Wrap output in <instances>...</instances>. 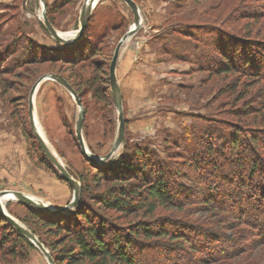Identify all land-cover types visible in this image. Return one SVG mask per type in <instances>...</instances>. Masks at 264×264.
Here are the masks:
<instances>
[{"label":"rangeland","instance_id":"1","mask_svg":"<svg viewBox=\"0 0 264 264\" xmlns=\"http://www.w3.org/2000/svg\"><path fill=\"white\" fill-rule=\"evenodd\" d=\"M84 1L45 0V15L57 31L75 32ZM133 1L141 25L122 43L115 70L126 118L124 141L148 149L162 166L166 161L183 170L186 177H176L175 181L188 189L184 192L187 199L195 200L191 209L199 207L189 217L216 221L215 211L209 216L197 200L206 164L195 150L205 153L212 147V163H219L223 153L241 158L247 165L240 171L247 177V158L255 155L254 150L262 153L264 149V125L246 122L253 115L242 113L248 111L244 108L251 99L253 105L263 104L260 95L264 82L251 84L252 95L236 101L237 94L228 90V84L237 78L243 89L250 79L244 78L243 83L239 75L226 79L215 75L214 57L208 56L215 52L211 43L221 39L222 30L264 41L262 34L250 33L254 29L264 32V0ZM256 13L257 19L253 18ZM41 21L40 0H0V192L17 190L57 207V202L66 204L71 199L72 188L40 151L28 117L31 88L47 74L66 79L84 108L81 134L87 149L96 155L106 154L116 137L117 110L112 100L104 103L95 93L110 92L108 65L115 45L133 24V14L122 0H95L84 34L70 48L57 43ZM94 77L97 82H93ZM33 107L35 123L57 159L76 180L89 182L90 196L104 193L106 185H93L96 168L82 154L75 137L79 108L71 93L45 78L35 89ZM251 136L257 142L252 143ZM233 140L238 141L235 148L231 146ZM206 159L207 163L211 161ZM198 163L199 169L195 167ZM3 204L12 217L32 228L23 204L15 199ZM157 213L177 215L161 207ZM104 214L111 219L116 216L111 210ZM250 259L254 263L246 261L249 264H263L264 249L253 252ZM0 264L48 262L35 247L16 258L4 249L0 251Z\"/></svg>","mask_w":264,"mask_h":264},{"label":"trees","instance_id":"2","mask_svg":"<svg viewBox=\"0 0 264 264\" xmlns=\"http://www.w3.org/2000/svg\"><path fill=\"white\" fill-rule=\"evenodd\" d=\"M253 18L259 15L254 14ZM254 30L250 33L262 34L264 38V32ZM222 33L218 42L211 43L215 52L208 57H214L215 75H224V79L239 75L243 83L244 78L250 79L243 89L237 78L228 84V90L237 94L236 101H244L252 95L249 93L251 84L256 85L259 80L264 82V41L248 35L237 37L225 30ZM71 45L63 46L70 48ZM93 82H97L96 77ZM262 88V105H253L252 99L244 103L248 111H243L242 115H253L246 122L264 125V85ZM101 93L95 95L104 103L112 100L109 91L101 90ZM124 121L126 124L125 117ZM249 138L252 143L257 142L255 136ZM236 143L238 141L233 140L231 146L235 148ZM262 151L254 150L255 155L247 158L250 166L246 177L240 171L247 165L241 158L234 159V155L223 153L219 163H212V147L205 153L195 150L199 159L204 160L202 164H206L204 185L197 200L209 216L215 211L213 214L219 218L216 221L190 218L199 207L191 209L195 200L187 199L184 192L188 189L179 187L175 181L185 176L183 170L166 161L162 166L148 149L125 141L115 158L111 156L100 164L86 158L96 168L91 178L93 185H106L101 195L90 196V184L82 178L78 179L77 204L62 213L17 202L27 208L32 224L29 229L50 251L55 264H206L219 261L249 264L246 261L253 262L252 253L264 249V149ZM205 157L211 161L207 163ZM48 163L55 168L50 161ZM195 167L200 168V164ZM58 176L61 178L60 173ZM160 207L177 215L156 214ZM108 210L116 214L114 219L106 217L104 211ZM33 248L35 246L0 213V251L5 249L16 258Z\"/></svg>","mask_w":264,"mask_h":264},{"label":"water","instance_id":"3","mask_svg":"<svg viewBox=\"0 0 264 264\" xmlns=\"http://www.w3.org/2000/svg\"><path fill=\"white\" fill-rule=\"evenodd\" d=\"M124 1L130 10L132 11L133 14V24L132 26L122 35V37L119 39L117 44L115 45L112 57L110 59L109 65H108V81H109V87H110V94L112 98V102L117 110V119H118V125H117V133L116 137L112 143V146L110 150L104 154V155H96L92 152H90L83 140L82 134H81V128H82V123L84 119V108L81 104L80 98L78 97L77 93L75 90L72 88V86L67 82L66 79L61 77L58 74H47L43 77H40L38 81L32 86L30 94H29V99H28V117H29V122L31 129L35 135V138L37 140V143L42 150V152L45 154L47 159L51 162V164L59 171L61 178H63L72 188V197L71 199L64 205L55 207L46 204L44 201L31 197L28 194H25L23 192L17 191V190H4L0 192V213L1 215L6 218L9 223H11L18 231H20L36 248H38L43 255L45 256L48 264H55L54 260L50 254V251L43 245V243L37 238V236L27 227H25L23 224H21L19 221H17L14 217H12L4 208V204L1 201V198L5 194H9L12 199H15L21 203L24 204H30L33 205L41 210H45L51 213H62L68 209L73 208L78 201L79 197V186L80 183L78 180H76L70 173L69 171L64 167V165L57 159L55 154L49 149L47 144L45 143L44 139L39 135L34 117H33V95L35 92V89L37 85L39 84L40 81H42L45 78H49L52 80H55L62 86H64L72 95L74 98L78 108L79 112L77 115L76 119V124H75V137L78 142V145L80 147V150L82 154L90 161H93L97 164L102 163L106 159L110 158L113 156V154L117 151V149L121 146V144L124 141V131H125V121H124V115H123V109H122V99H121V93H120V88L117 82L116 78V62L119 54V50L121 48L122 43L125 41L127 37L132 35L138 27L141 25V20L139 16V9L137 7V4L133 0H122ZM95 0H85L80 17H79V25L77 30L75 31V34L71 39L62 37L49 22L45 15V0H40L41 6H42V21L41 25L44 28V30L49 33L54 40L57 43L63 44V45H70L74 42H76L83 34V31L85 27L88 24L90 15H91V9L93 6V3Z\"/></svg>","mask_w":264,"mask_h":264},{"label":"bare ground","instance_id":"4","mask_svg":"<svg viewBox=\"0 0 264 264\" xmlns=\"http://www.w3.org/2000/svg\"><path fill=\"white\" fill-rule=\"evenodd\" d=\"M60 33V35L62 36V37H65V38H69V39H71L72 37H73V35L75 34V32H69V33H61V32H59ZM33 117H34V115H33ZM34 121H35V117H34ZM35 125H36V123H35ZM36 128H37V131H38V133H39V135L42 137V131H40V129H38V127H37V125H36ZM42 134V135H41ZM43 138V137H42ZM31 197H33V196H31ZM34 198H36V197H34ZM8 199H12V197L9 195V194H5V195H3L2 196V198H1V201L3 202V201H5V200H8ZM39 199V198H38ZM41 200V199H40ZM46 203V202H45ZM46 204H48V203H46ZM49 205V204H48Z\"/></svg>","mask_w":264,"mask_h":264},{"label":"crops","instance_id":"5","mask_svg":"<svg viewBox=\"0 0 264 264\" xmlns=\"http://www.w3.org/2000/svg\"><path fill=\"white\" fill-rule=\"evenodd\" d=\"M56 204H57V207H59V206L64 205L65 203H63V201H61V202H57Z\"/></svg>","mask_w":264,"mask_h":264}]
</instances>
